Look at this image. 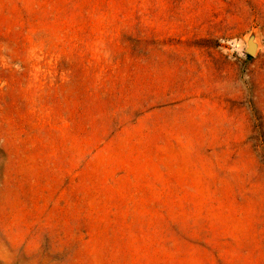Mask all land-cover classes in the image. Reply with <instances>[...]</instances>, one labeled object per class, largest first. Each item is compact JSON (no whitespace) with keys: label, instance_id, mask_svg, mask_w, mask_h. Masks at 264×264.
Instances as JSON below:
<instances>
[{"label":"rangeland","instance_id":"374dc122","mask_svg":"<svg viewBox=\"0 0 264 264\" xmlns=\"http://www.w3.org/2000/svg\"><path fill=\"white\" fill-rule=\"evenodd\" d=\"M0 264H264V0H0Z\"/></svg>","mask_w":264,"mask_h":264},{"label":"water","instance_id":"95a60500","mask_svg":"<svg viewBox=\"0 0 264 264\" xmlns=\"http://www.w3.org/2000/svg\"><path fill=\"white\" fill-rule=\"evenodd\" d=\"M248 52L251 53V54L254 53V48H253V46L250 45V46L248 47Z\"/></svg>","mask_w":264,"mask_h":264}]
</instances>
